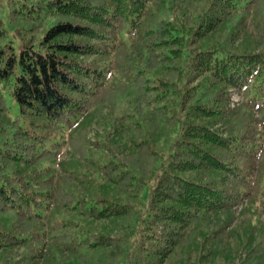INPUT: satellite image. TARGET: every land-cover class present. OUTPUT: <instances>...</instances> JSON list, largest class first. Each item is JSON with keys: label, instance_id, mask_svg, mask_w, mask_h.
Listing matches in <instances>:
<instances>
[{"label": "trees", "instance_id": "trees-1", "mask_svg": "<svg viewBox=\"0 0 264 264\" xmlns=\"http://www.w3.org/2000/svg\"><path fill=\"white\" fill-rule=\"evenodd\" d=\"M0 81L4 264H264V0H0Z\"/></svg>", "mask_w": 264, "mask_h": 264}, {"label": "rangeland", "instance_id": "rangeland-1", "mask_svg": "<svg viewBox=\"0 0 264 264\" xmlns=\"http://www.w3.org/2000/svg\"><path fill=\"white\" fill-rule=\"evenodd\" d=\"M258 35L259 32L256 33L255 38L258 39ZM15 46L18 47V40L15 39L14 41ZM0 93L5 97L6 99V103H7V107H8V113L7 116L8 117H13L17 112H18V105L15 102L14 98L10 95V92L8 90V88L6 87V85L0 81ZM232 102L236 103L239 99L240 96L237 92L232 91ZM233 105V104H232ZM3 115H0V121L3 120L4 118L2 117ZM96 122H93L87 129H86V133L88 138L94 139L97 137V133H100V131L102 130V126H103V121L99 118L98 120H95ZM3 122V121H2ZM5 123V121H4ZM3 123V124H4ZM248 203H243L242 206L238 205L236 206L235 210V214L233 215V219H232V231H231V235L229 238V247L233 248L236 243L237 240H239L241 238H245V233H244V229L247 226V221H245L243 223L242 220L246 219V220H250L251 219V211L248 208ZM225 215V214H223ZM19 253L18 249H14L11 250L9 252H7L6 254H2L0 255V264H4L8 261H10L11 259H13L14 257H16ZM235 263V262H234ZM231 260L228 261L227 259L221 257V256H216L214 258H212L211 260H209L206 264H234Z\"/></svg>", "mask_w": 264, "mask_h": 264}]
</instances>
